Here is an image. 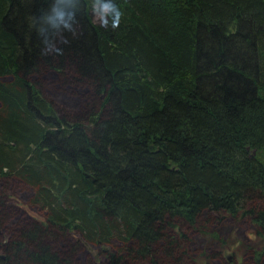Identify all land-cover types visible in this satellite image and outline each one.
Segmentation results:
<instances>
[{"label": "trees", "instance_id": "16d2710c", "mask_svg": "<svg viewBox=\"0 0 264 264\" xmlns=\"http://www.w3.org/2000/svg\"><path fill=\"white\" fill-rule=\"evenodd\" d=\"M51 73L81 108L44 96ZM12 179L44 221L0 232V264H75L76 242L51 244L67 232L112 246L106 264H196L177 229L203 215L248 216L264 238V0H0Z\"/></svg>", "mask_w": 264, "mask_h": 264}, {"label": "rangeland", "instance_id": "374dc122", "mask_svg": "<svg viewBox=\"0 0 264 264\" xmlns=\"http://www.w3.org/2000/svg\"><path fill=\"white\" fill-rule=\"evenodd\" d=\"M58 79L51 73L45 76L42 87L44 96L58 108L78 110L82 106L83 90L73 87L57 89ZM7 184V185H6ZM5 187L4 196L15 213L1 229V234L8 235L9 227L15 226L27 218L44 221L43 212L31 203L32 190L29 186L16 179L5 182L0 180V189ZM218 222L207 221V215L201 216L199 223L193 227L181 224L177 232L185 234L181 249L188 253L196 264H255L254 254L264 247V238L257 234L258 228L251 218L238 214L235 217L219 216ZM216 233V234H215ZM78 244L74 263L86 264L92 260L95 264H106L107 255L112 252V246L94 245L81 239L75 232H67L59 241L53 240L51 244L63 249L70 244ZM217 253L220 259L209 258L210 254ZM264 257V254L263 256ZM75 263V264H76Z\"/></svg>", "mask_w": 264, "mask_h": 264}, {"label": "clouds", "instance_id": "9594fccd", "mask_svg": "<svg viewBox=\"0 0 264 264\" xmlns=\"http://www.w3.org/2000/svg\"><path fill=\"white\" fill-rule=\"evenodd\" d=\"M105 7H106V9H107V8L110 7V6H105ZM121 15H122V13L117 12V14H116V18H115V19L113 20V22H112V25H113L114 28H115V27H118ZM50 51H51V49H47V48L45 49V52H50Z\"/></svg>", "mask_w": 264, "mask_h": 264}]
</instances>
